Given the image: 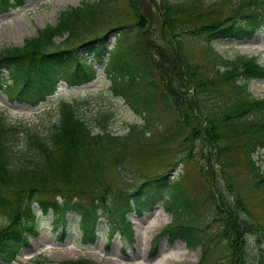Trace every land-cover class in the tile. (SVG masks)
Segmentation results:
<instances>
[{"label":"trees","instance_id":"obj_1","mask_svg":"<svg viewBox=\"0 0 264 264\" xmlns=\"http://www.w3.org/2000/svg\"><path fill=\"white\" fill-rule=\"evenodd\" d=\"M26 1L0 0V14ZM125 1L131 23L112 28L119 31L114 52H105L104 46L111 29L105 30L114 25L116 0H82L60 12L54 25L26 38L22 46L0 50V85H5L8 101L36 107L53 96L61 82L76 87L93 81L97 70L92 62L106 60L103 73L111 95L121 98L142 121L113 136L107 129L111 114L103 113L96 120L101 130L93 134L79 114L80 103L61 100L57 122L42 134L9 124L0 113V216L4 219L0 262L14 263L28 245L29 235L36 234L33 204L55 215L59 239L68 230L67 215L75 214L82 241L92 243L107 214V199L114 197L123 210L120 222H112L109 239L116 227H122L131 241L126 213L142 215L160 204L171 222L155 237L154 247L166 236L170 244L180 241L190 250L199 247L197 264H222L219 252L224 264H262L249 261L246 245L252 232L264 241V224L240 216L246 211L242 198L227 183L222 164L229 153L240 155L254 191L264 196V171L253 160L254 154L264 153V97L255 98L248 90L252 80H264V67L256 57L226 59L212 43L250 39L259 31L264 34V0ZM199 39L202 61L194 66L182 44ZM161 111L186 131L178 139L180 144H200L198 173L212 223L218 224L214 235H206L197 223L195 202L181 180L173 182L168 174L156 176L151 180L153 190L144 191L142 186L131 200H123V193L104 178L111 165L117 182L132 180L134 176H123L128 164H145L152 158L161 138L146 149L156 143L161 131ZM19 139L24 142L22 150L15 147ZM211 164L219 168L212 171ZM45 195L55 200H45ZM29 264L54 263L37 256ZM60 264L94 263L82 259Z\"/></svg>","mask_w":264,"mask_h":264},{"label":"rangeland","instance_id":"obj_2","mask_svg":"<svg viewBox=\"0 0 264 264\" xmlns=\"http://www.w3.org/2000/svg\"><path fill=\"white\" fill-rule=\"evenodd\" d=\"M82 0H27L23 6L0 14V50L9 47L22 46L26 38L32 37L37 30L47 25H54L60 12L70 7H76ZM117 8L114 10V18L111 20V29L108 41L104 46L105 52H114L116 36L119 31L113 30L120 22L131 23L128 6L125 0H116ZM132 38V37H131ZM56 43L60 40L56 39ZM183 48L188 61L196 66L202 61V40L183 42ZM214 50L224 58L231 59L236 55L256 57L260 65L264 67V34L259 31L250 39L242 40H217L212 43ZM80 54L84 53L80 49ZM106 60L102 64L92 62L97 68L95 79L81 87H68L65 83L58 85L57 91L46 102L36 106H22L17 103L8 102L3 91L0 90V113L6 122L32 131L46 134L52 125L57 122V105L59 101L80 103L79 114L91 127L93 134L100 132L101 127L96 120L103 113H110L111 117L107 123V129L113 136L126 133L127 126L141 124L138 115L134 114L121 98L111 95L109 80L103 73ZM7 78V77H5ZM248 90L255 98L264 97V80H252L248 84ZM161 131L156 137V146L152 158L145 164H128L125 176H134V179H121L116 181V170L109 165L104 171V178L112 183L115 190L123 193V200H131L132 195L143 186L144 191L153 190L155 185L151 180L156 176L168 174L171 181L181 180L182 185L192 195L196 205L197 223L206 229V235H214L218 231V224L212 223V215L209 207L205 204V186L198 173V166L202 165V154L200 144L194 146L182 145L180 140L186 135L180 126L174 124L169 113L160 112ZM21 137V136H20ZM15 145L18 150L24 149V142ZM20 142V141H19ZM143 150L141 151V153ZM145 154V152L143 153ZM199 160V162L197 161ZM253 160L264 171V153L253 155ZM192 162L189 164L188 162ZM213 165L212 171L219 168ZM223 165V176L227 183L234 185V190L242 198L246 211H241L240 216L246 221L254 220L264 224V196L256 193L244 170L243 160L240 155L232 152L227 155ZM130 168V169H129ZM205 178V177H204ZM216 180L220 185V174ZM167 191H169L167 189ZM167 194V193H165ZM45 200L54 201L51 196H43ZM120 201L109 197L107 199V214L103 215L97 230V237L92 243H85L81 239L78 228V217L75 214L67 215V231L63 239H59V229L54 226L55 215L52 212L42 213L37 204L33 206L36 211V234L29 235L28 245L23 247L13 264H29L37 257L42 256L51 263H63L66 261H78L85 259L94 264H197L200 258V248L187 249L185 244L176 241L169 243L166 236L160 238L154 247L155 237L161 230L171 222V215L166 212L162 205L158 204L150 211H143L142 215L134 212L126 213L125 220L131 225L132 239L129 241L128 234L122 227L115 228L109 239L112 222L119 223L123 206ZM106 218V219H105ZM252 218V220H251ZM4 219L0 216V224ZM253 233V232H252ZM247 236V252L249 261L264 264V241L258 234ZM219 254V261L224 264ZM0 264H8L0 262Z\"/></svg>","mask_w":264,"mask_h":264},{"label":"bare ground","instance_id":"obj_3","mask_svg":"<svg viewBox=\"0 0 264 264\" xmlns=\"http://www.w3.org/2000/svg\"><path fill=\"white\" fill-rule=\"evenodd\" d=\"M141 264V263H140ZM154 264H158V263H154Z\"/></svg>","mask_w":264,"mask_h":264}]
</instances>
